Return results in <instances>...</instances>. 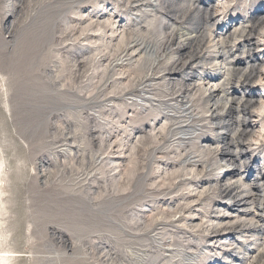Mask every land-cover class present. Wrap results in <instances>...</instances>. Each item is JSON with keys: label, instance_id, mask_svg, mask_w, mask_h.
<instances>
[{"label": "rangeland", "instance_id": "obj_1", "mask_svg": "<svg viewBox=\"0 0 264 264\" xmlns=\"http://www.w3.org/2000/svg\"><path fill=\"white\" fill-rule=\"evenodd\" d=\"M220 1L213 10L212 24L221 21L217 29L224 18L237 21L264 9V0H223L227 8L217 11ZM156 2L163 8L154 10ZM192 2L0 0V264L238 259L239 250L216 242L211 230L219 218L237 223V216H252L217 196L212 181L230 170L198 152L217 136L199 109L191 115L205 126L200 130L191 120L190 134L162 130L165 79L148 75L151 61L142 50L144 42L168 43L170 27L187 24ZM173 5L181 8L176 19ZM263 26L255 31L253 51L264 62ZM254 83L246 90L262 92L264 80ZM259 120L264 123L263 116ZM177 122L166 125H183ZM261 123L240 148L247 159L232 167L231 176L249 172V183L264 181ZM202 162L212 168L202 171ZM218 207H228L229 214ZM175 250L194 260L175 254L171 261Z\"/></svg>", "mask_w": 264, "mask_h": 264}, {"label": "bare ground", "instance_id": "obj_2", "mask_svg": "<svg viewBox=\"0 0 264 264\" xmlns=\"http://www.w3.org/2000/svg\"><path fill=\"white\" fill-rule=\"evenodd\" d=\"M214 3L215 0H193L192 6L188 9L187 24L171 26L170 36L167 37L168 43L156 45L144 42L142 50L151 61L148 75L151 72H153L152 74L162 73L159 79H165L164 90H167L168 96L167 101L161 102L159 109L168 114L164 115L166 120L162 130L168 128L169 133H174V135L190 134L192 128L188 123L191 120V123H195V126H192L196 132L205 126L196 123L195 117L197 116L191 114L194 109L202 110L205 115L202 116L201 121H208L206 128L211 134L217 136V141L205 140L198 152L204 157L212 155L216 167L222 163L223 166L221 165L220 168L230 170L221 180L214 178L212 181L216 182L214 184L218 189L217 196L227 200L230 203L229 207H232L234 211L241 210L245 211L247 216L252 215L242 218L237 214L235 220L237 223L230 220L225 222L223 218L214 222L216 225L210 228L216 235L214 237L218 238L216 242L227 246L230 251L238 249L239 252L238 259H225L226 261L208 264H254V261L255 264H262L264 261V181L256 178L257 182H255L254 178V181L246 182L245 175L249 173L246 170L243 171L244 174L235 175L236 177L231 176V173L233 166H239L238 159L243 160L246 156L245 150L240 148L251 143L255 132L254 127L256 128L257 124L261 123V120L257 122L258 118L262 116L264 118V87L260 93L246 90L255 84V80L258 78L264 80V70L260 68L264 67V62L253 51L255 35H257L255 31L257 32L262 24L264 25V9L257 11L256 14L255 12L247 14L237 21L235 18H224L223 24L221 23L222 28L217 29L216 25L221 21L217 20L212 24L213 10H216L217 7ZM227 4V1L224 2L223 7L217 8V11L227 8L225 7ZM173 7L175 8L171 13L176 19L181 8L174 5ZM153 8L155 10L163 7L156 2ZM163 34L165 35V32ZM260 38L264 39L263 35ZM140 44H138L139 47ZM262 50L264 51V48ZM136 52L141 53V48H138ZM198 72L200 76L197 75ZM150 77L152 76H147L149 79L155 78V76ZM179 77L185 83H182ZM144 86L148 87V85ZM257 97H260L263 102L257 104ZM255 112L258 114L257 119H253ZM171 119L178 121L175 126L179 123L183 125L168 127L166 123ZM257 134L264 136L263 122ZM175 141L180 143L181 139L178 138ZM184 162L189 161L185 159ZM204 164L202 171L207 170L206 172H208L211 165L208 162ZM255 185L258 188L261 187L259 193L255 192ZM204 194L203 191L200 196ZM208 199H211L209 195ZM228 202L221 206H228ZM229 210L228 207H218V211L225 213V216L229 214ZM257 215L261 216L258 220H256ZM239 220L244 221L240 223ZM207 230L210 232V229ZM251 238L253 239L250 240ZM65 239L69 241V239ZM258 240L261 241L260 244L254 246ZM180 253L177 250L171 251L172 255L169 259L175 260L176 256L174 255L176 254L177 256H186L188 261L194 260V254L185 253V251L184 255ZM227 254L230 257L233 255L229 252Z\"/></svg>", "mask_w": 264, "mask_h": 264}, {"label": "water", "instance_id": "obj_3", "mask_svg": "<svg viewBox=\"0 0 264 264\" xmlns=\"http://www.w3.org/2000/svg\"><path fill=\"white\" fill-rule=\"evenodd\" d=\"M63 236H64L65 238H67V239L69 238L68 235H67L66 233H63ZM69 242H70V241H69ZM69 244H70V243H69Z\"/></svg>", "mask_w": 264, "mask_h": 264}]
</instances>
